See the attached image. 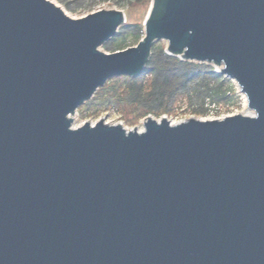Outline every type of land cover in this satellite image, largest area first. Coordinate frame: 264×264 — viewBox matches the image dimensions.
I'll return each mask as SVG.
<instances>
[{
	"label": "water",
	"instance_id": "95a60500",
	"mask_svg": "<svg viewBox=\"0 0 264 264\" xmlns=\"http://www.w3.org/2000/svg\"><path fill=\"white\" fill-rule=\"evenodd\" d=\"M125 21L0 0V264H264V0H151L139 41L102 51ZM156 40L252 112L73 125Z\"/></svg>",
	"mask_w": 264,
	"mask_h": 264
},
{
	"label": "trees",
	"instance_id": "16d2710c",
	"mask_svg": "<svg viewBox=\"0 0 264 264\" xmlns=\"http://www.w3.org/2000/svg\"><path fill=\"white\" fill-rule=\"evenodd\" d=\"M108 1V0H97ZM128 7L142 6L148 9L151 0H116ZM128 18V15H127ZM136 32H117L112 39L116 49L136 44L143 35L142 22L126 19L122 26ZM231 80L218 73L212 64L181 59L166 52V43L156 40L151 46L145 70L137 76L119 75L109 78L94 95L81 106L82 116H96L106 110L122 111L128 123L154 112L174 111L176 107L191 106L195 96L199 104L229 105L234 102ZM207 107L204 109L206 110ZM156 112V111H155ZM160 112H157L159 114Z\"/></svg>",
	"mask_w": 264,
	"mask_h": 264
},
{
	"label": "rangeland",
	"instance_id": "374dc122",
	"mask_svg": "<svg viewBox=\"0 0 264 264\" xmlns=\"http://www.w3.org/2000/svg\"><path fill=\"white\" fill-rule=\"evenodd\" d=\"M58 5H60L64 11L70 15L71 17L78 18L82 17L88 13L94 12L96 10L100 9H116V10H122L124 11L126 15V19L129 21H137L142 22L145 20L146 15L148 13V9L143 8L142 6L137 7H128L125 3H119L116 0H108V1H97V0H53ZM128 15V18H127ZM125 23V22H124ZM124 23L118 28V31L121 32L122 30L128 32L135 29L134 28H128V27H122ZM142 37V36H141ZM135 45V44H134ZM132 46V45H128ZM115 42L112 38L108 39L106 42H104L100 49L106 53L116 51ZM217 70L218 68L215 67ZM230 80V79H229ZM234 88V100L237 101V103L229 104V105H222V104H199L198 102V96H195L194 103L191 106H183V107H176L174 111L164 112L160 111L159 104L155 103L153 105L154 112L148 113L145 116L139 117V119H136L134 123H128L126 121L127 117H132L131 114L123 115L122 111L117 110H106L101 113H99L96 116H82L81 113V106L82 104L77 108L76 112L71 116L72 117V124L78 125L81 124L84 121H96L97 119L103 118L105 122L107 123H121L123 126L130 128L137 126L139 128L142 127V122L147 116L159 119L163 116L167 117L171 121L175 122L181 119H185L188 117H201V118H217L222 117L224 115L233 114L237 112H243V113H250L252 110L247 108L246 104V98L245 95L240 93L237 87V84L231 80L229 83ZM205 107L206 110L204 109ZM156 111V112H155ZM157 112H160L157 114Z\"/></svg>",
	"mask_w": 264,
	"mask_h": 264
}]
</instances>
